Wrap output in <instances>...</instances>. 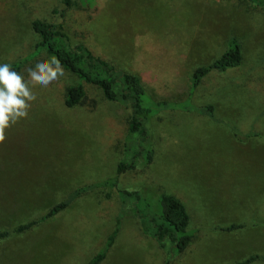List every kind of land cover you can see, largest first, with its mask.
I'll return each instance as SVG.
<instances>
[{
	"label": "rangeland",
	"instance_id": "374dc122",
	"mask_svg": "<svg viewBox=\"0 0 264 264\" xmlns=\"http://www.w3.org/2000/svg\"><path fill=\"white\" fill-rule=\"evenodd\" d=\"M0 0V64L36 62L35 20L62 24L69 44H85L120 70L140 76L157 100L189 95L192 73L218 59L232 37L243 46L240 67L213 72L193 96L215 106L159 113L151 121L157 152L149 172L120 177L130 191L159 189L181 198L194 239L171 264H264V0ZM87 2V3H86ZM64 73L28 117L0 144V231L40 219L81 187L114 178L125 157L129 110L86 85L83 105L68 108ZM31 87V85H30ZM155 149V146H154ZM123 206L116 189L95 188L57 217L0 239V264H87L113 233ZM239 224L234 232L218 226ZM101 264H165L167 251L142 234L131 216Z\"/></svg>",
	"mask_w": 264,
	"mask_h": 264
},
{
	"label": "trees",
	"instance_id": "16d2710c",
	"mask_svg": "<svg viewBox=\"0 0 264 264\" xmlns=\"http://www.w3.org/2000/svg\"><path fill=\"white\" fill-rule=\"evenodd\" d=\"M85 0H82L84 3ZM87 1V0H86ZM66 9H72L73 0H62ZM87 3V2H86ZM32 28L39 37L36 53L45 52L51 58H57L64 73L76 77L77 82L67 84L63 91V101L66 107L76 108L85 103L87 98L86 85L96 87L108 102L123 106L129 110L128 130L125 139L124 158L119 162L114 178L100 183L76 189L69 200L63 201L38 220L18 226L14 231H0V239L10 234H21L31 230L38 224L57 217L70 204L84 193L95 188L116 189L123 206V213L118 218L113 233L109 236L104 248L100 250L87 264H101L113 246L121 229V219L131 216L139 222L142 234L153 239L158 246L167 251L168 260L183 254L192 244L194 231L190 229L191 215L188 207L178 196L159 189H144L130 191L118 188L121 176L143 169L149 172L157 152L153 137L151 121L159 113L175 110L195 111L199 114L215 118L213 104L198 107L193 102V96L205 77L213 72H227L240 67L244 60L242 43L232 37L226 51L216 60L205 66L198 67L191 75L189 95L180 101H162L155 99L149 92L140 76L120 70L116 65L96 55L85 44L71 46L63 32L62 24H53L35 20ZM12 70L22 72L21 63L10 64ZM155 146V149H154ZM244 226L232 224L218 226L215 229L224 232H234ZM258 255L251 256L235 264H253L260 260Z\"/></svg>",
	"mask_w": 264,
	"mask_h": 264
},
{
	"label": "clouds",
	"instance_id": "9594fccd",
	"mask_svg": "<svg viewBox=\"0 0 264 264\" xmlns=\"http://www.w3.org/2000/svg\"><path fill=\"white\" fill-rule=\"evenodd\" d=\"M26 72L27 79L12 70L10 64H0V144L6 141L7 130L28 117L32 102L37 99L32 88H47L64 75V69L55 57L36 62Z\"/></svg>",
	"mask_w": 264,
	"mask_h": 264
}]
</instances>
